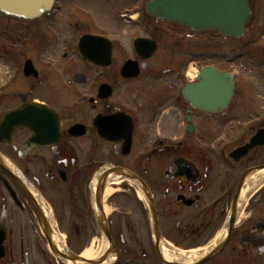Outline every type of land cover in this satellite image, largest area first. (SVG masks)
Instances as JSON below:
<instances>
[{
	"label": "flooded vegetation",
	"instance_id": "af4514ba",
	"mask_svg": "<svg viewBox=\"0 0 264 264\" xmlns=\"http://www.w3.org/2000/svg\"><path fill=\"white\" fill-rule=\"evenodd\" d=\"M105 1L120 10L0 12V264H66L41 220L80 255L99 218L111 264H167V248L264 264V8L226 39ZM213 72L233 76L228 103ZM27 105L41 122L7 119Z\"/></svg>",
	"mask_w": 264,
	"mask_h": 264
},
{
	"label": "water",
	"instance_id": "95a60500",
	"mask_svg": "<svg viewBox=\"0 0 264 264\" xmlns=\"http://www.w3.org/2000/svg\"><path fill=\"white\" fill-rule=\"evenodd\" d=\"M52 4L53 0H0V10L9 16L35 18L49 10ZM148 12L159 20L189 25L194 31L214 29L225 36L241 37L246 31L251 9L248 0H152L148 4ZM214 74L220 82L218 87L228 96L233 86L232 79L227 74ZM229 78L231 81H228ZM25 113L27 109L24 110ZM24 120L23 124H28ZM257 138L252 146L260 143ZM101 225L104 226L102 222ZM46 233L48 234L47 230ZM50 245L58 256L73 262L87 261L67 249L66 254H63L51 240Z\"/></svg>",
	"mask_w": 264,
	"mask_h": 264
},
{
	"label": "bare ground",
	"instance_id": "6f19581e",
	"mask_svg": "<svg viewBox=\"0 0 264 264\" xmlns=\"http://www.w3.org/2000/svg\"><path fill=\"white\" fill-rule=\"evenodd\" d=\"M111 192H112L111 188H108L106 191V195L110 194ZM55 235L57 236L58 234L56 233ZM55 240L58 243L60 242V239L58 237H55ZM106 248H107L106 243H104L103 249L100 252L96 251L94 246H91L89 249L85 250L82 255L88 260L93 259V258H98L100 257L102 253L106 251ZM164 255L170 261L183 263V264L191 263L195 261L197 258L201 257V254H198L196 252L188 251V252H181L178 254L177 252L173 250H169L168 248L164 250ZM112 260L113 259L109 260L108 262H104L103 264H108ZM69 263L74 264L72 262H69Z\"/></svg>",
	"mask_w": 264,
	"mask_h": 264
},
{
	"label": "rangeland",
	"instance_id": "374dc122",
	"mask_svg": "<svg viewBox=\"0 0 264 264\" xmlns=\"http://www.w3.org/2000/svg\"><path fill=\"white\" fill-rule=\"evenodd\" d=\"M71 1V0H70ZM260 3L261 1L258 0ZM259 6V4H258ZM68 7V8H67ZM121 5H116L114 2L105 0H76L71 1L64 8V10H120ZM96 251H101L104 246V242L101 237L94 239Z\"/></svg>",
	"mask_w": 264,
	"mask_h": 264
}]
</instances>
